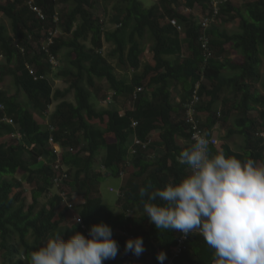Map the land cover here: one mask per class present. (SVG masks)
Masks as SVG:
<instances>
[{"label": "trees", "instance_id": "trees-1", "mask_svg": "<svg viewBox=\"0 0 264 264\" xmlns=\"http://www.w3.org/2000/svg\"><path fill=\"white\" fill-rule=\"evenodd\" d=\"M33 1L44 12V20L36 17L28 0H0V13L10 22L8 29L0 21V57L9 65L16 89L10 96L0 90L4 105L0 134L16 129L21 134L17 143L0 142V264H18L14 258L21 246L27 259L34 256L41 264H165L176 244L178 205L193 185L194 148L184 115L173 118V88L182 85L185 103L197 81H201L197 118L207 136L217 122H228L236 113L226 137L244 136L247 151L237 153L222 143L209 147V154L221 159L202 171L206 196L195 200L187 221L188 249L175 264L216 260L217 264H257L240 261L237 255L248 248L241 233L249 223L259 225L264 239V215L252 214L244 220L255 209L248 194L264 202V136L260 135L264 134V95L256 91L264 58V0H237L240 5L227 0L220 6L217 19L227 24L237 21L238 28L229 32L221 25L210 27L213 57L207 62L198 42L199 22L177 9L178 4L184 9H194L195 4L205 8L207 0H159L148 7L141 0H116L121 5L112 17L105 8L113 29H107L105 17L93 14L97 0ZM58 26L67 36L54 35L43 50L48 31ZM146 36L153 41V62L143 64L141 42ZM104 43L112 46L107 54ZM62 48L70 52L55 76L68 86L54 90L48 79L52 66L48 55L58 61ZM233 51L242 56L240 62L227 58ZM30 67L43 78L34 79ZM4 73L0 72V79ZM103 80L112 91L108 102L114 103L98 108L92 99L107 97L100 85ZM138 88L142 90L137 92ZM71 91L74 101L65 99ZM21 92L33 110L19 99ZM226 92L234 97L229 100L222 95ZM236 95L239 100L234 102ZM128 99L131 107H126ZM55 100L58 103L46 123L45 111ZM4 116L13 119L14 127L2 120ZM51 136L61 146L60 162L68 174L59 189L65 193L67 187L76 189L83 198L77 210L64 206L54 188L56 155L48 145ZM134 136L151 141L132 155ZM100 153H104L101 166L95 169ZM17 172H22L21 178ZM105 176L122 178L117 210L101 199L100 182ZM24 183L34 185L29 205ZM51 188L55 192L37 208L39 198ZM66 194L68 200L75 197ZM221 208L237 219L218 218ZM82 225L93 232L94 241L83 239ZM65 246H73L75 252L64 253Z\"/></svg>", "mask_w": 264, "mask_h": 264}, {"label": "rangeland", "instance_id": "rangeland-1", "mask_svg": "<svg viewBox=\"0 0 264 264\" xmlns=\"http://www.w3.org/2000/svg\"><path fill=\"white\" fill-rule=\"evenodd\" d=\"M158 1L159 0H141V2L147 7L158 2ZM167 1L169 3H175L176 0H167ZM179 2H180V0H179ZM233 2L235 4L240 5V3L237 0H234ZM94 4H95V6L92 9L93 14L100 16V17H105V20L107 19V22H108L106 24L107 29H113L115 27L114 23L111 22L108 19V17L105 16L106 15L105 11L107 10L110 17H112L116 12V9H114V8L116 6L121 5V4H119V2L116 0H112L107 4L103 3L102 0H97ZM195 5H196V7L194 9H192L193 13H188V11L186 9H184L183 5H181V4H178L177 9L181 10L185 15L192 14L198 21V16L203 14V12H204L203 9H206L207 3H206L205 8H201L200 4H195ZM61 6L62 5H58V7H57L59 12L61 11L60 10ZM105 8H106V10H105ZM0 21H2L7 26L8 29H10L9 20L5 17H2L1 13H0ZM215 24L221 25L222 28H225L229 32L236 31L238 28L237 21H233L230 24H227L224 22L222 23V21H220L219 19H216ZM55 29L51 30L54 33V35L67 36L64 33V31L60 28V26L56 27ZM42 35H44V32L42 33ZM181 35H183V33ZM86 43L89 44V42H86ZM152 44H153V41L151 40V38H149L147 36L141 42V46L143 49V53L141 55V61L143 64L146 62H153L152 61V55L150 52V47ZM37 45L38 44H34V46H33L34 49H37ZM111 47L112 46L110 43H104L103 54H107L108 50ZM183 49L184 50L186 49V44L184 42H183ZM69 52H70V50L68 48H62L59 52L58 61H55L56 65H54V67L51 66V68L49 70L48 79L50 80L54 90H56V89L64 90L68 86L62 78H58L55 75H56V72L58 71V69L65 64V60L68 57L67 55ZM226 56H229L227 58H229L230 60L235 61L237 63L242 60V56L237 51L229 52V54H227ZM108 59H110V58H108ZM110 61L113 64L115 63L114 59H110ZM8 67H9V65L6 63L5 58L0 57V72L1 71L5 72L4 75L0 79V90L5 92L7 95L10 96V95H13L16 93V89H15V86L13 83L12 74L9 71ZM261 72H262L261 80L259 81L258 84H256V91L260 95H264V58H263V63H262V67H261ZM100 85H101L103 91L107 93V97L103 100H98V101H97V99H94V97H93L92 101L95 103L96 107H98V108H100L102 106L106 107L107 104L114 103L112 101V99L110 102H108L109 100L107 98L112 96V91L109 89L107 82L103 80L100 82ZM207 85L210 86L209 84H207ZM176 90H177V86L173 88L174 92ZM222 95L227 97L229 100L234 97L230 92L222 93ZM18 97L21 101L27 103L29 108L31 110H33L31 102H29V100L27 99V97L24 95L23 92L19 93ZM173 98H174V96L172 97V99ZM65 99H67L69 101H74L73 91H71L69 94H67ZM238 100H239V95L238 96L236 95L234 102H236ZM57 103H58V100H55L48 106L47 111H45V117H44L45 122L48 123L49 117L52 114L53 110L55 109V106L57 105ZM128 106L129 107L132 106V99H130V100L128 99V103H127L126 107H128ZM218 107H221V106L218 104ZM217 113H218V111H217ZM252 115H255V113H252ZM235 116H237V114L232 113V115L229 117L228 122H226L228 124V126H231L233 124ZM92 122H94V124H98V121H92ZM220 122L222 123L223 121L221 120ZM13 131H14V129H13ZM16 131H18V130L16 129L12 134L1 133L0 134V142L1 143L4 142L7 145H9L10 143H17L19 141V138H21V136L18 137V135L15 133ZM14 133H15V135H14ZM217 136L219 138V135H217ZM219 140H220V138H219ZM243 146H244L243 144L238 142V144H235L234 147H235V149L240 150L243 148ZM103 154L104 153H100L97 156L95 164H94L95 169H98L100 167V162H101ZM25 156L27 157V154ZM128 170L130 171V169H127V171ZM21 174H22V172H17V177L21 178V176H22ZM118 185H119V178L118 177L105 176V177H103V179L100 182L101 199H102L103 203H105L106 205L110 206L113 209H114V206L116 205L115 201L117 200V197H118V194H117ZM24 186H25V188H24L23 195L25 198V203H26V205H29L32 202V196L31 195H32V189H33L34 185H32V184L29 185L27 183H24ZM110 187H112L115 191H109ZM66 191L72 193V195H75V197H73V198L71 197L69 199V201L72 202V204L74 205V209L77 210L79 207V204L83 201L82 196L76 191V189H71V188L67 187ZM53 192H55V189L51 188V190L47 194L41 196V198H39V203H38L37 208H40L45 203H47L48 199L52 196ZM59 209H60L59 211H61L62 207H60ZM157 221L158 222L160 221V223H161V220L159 218H157ZM247 230H249L248 233L244 231L241 234L248 241V248L247 249L249 250V252H251V254L249 256H244L243 252L241 251L239 253V255H237V259L240 261L253 260V261H256L257 264H264V239H262V237L259 233L260 227L257 223H253V224L249 223ZM15 241H16V243L19 242L17 238H15ZM28 241H31V240L28 239ZM19 249H20L19 254L16 255L14 258L15 261L18 262V264H41V262L37 258H35L34 256H32L31 259H27V257L25 256L24 248L22 246ZM63 252L66 254L74 253L75 249L73 246H65L63 248ZM131 258L133 259V257H131ZM137 264H144V263L138 262ZM214 264H217V262H215Z\"/></svg>", "mask_w": 264, "mask_h": 264}, {"label": "built area", "instance_id": "built-area-1", "mask_svg": "<svg viewBox=\"0 0 264 264\" xmlns=\"http://www.w3.org/2000/svg\"><path fill=\"white\" fill-rule=\"evenodd\" d=\"M226 1L227 0H207L206 9H203L204 10L203 14L198 16V22L200 24L202 31L200 36L198 37V42L200 48L203 51L204 62H207V60L213 57L208 30L213 24H215L216 19L219 15L220 6ZM28 4L31 10L35 12L37 18L42 20L45 19L44 12L34 4L33 0H28ZM186 10L188 11V13H193L192 9H186ZM58 18H59V14L55 13L54 21L57 22ZM173 24H175L174 20H173ZM177 29L181 30V26L177 25ZM48 32H49L48 33L49 36L47 37L46 41H44L42 44V49L45 51H47V47L52 42V37L54 36V33L51 30H49ZM48 61L53 67L54 65H56L55 58L50 54L48 55ZM29 73L33 76L34 79L43 78L42 75L39 77L33 68H29ZM200 85H201V81H197L194 84L190 97L186 100V102L183 105L184 120L188 125V129L190 132V141L194 148L193 164L191 167L192 175H193L192 176L193 185L191 191L184 196L182 202L178 205V209H177L178 232H177L176 244L171 249V254L169 255L165 264H175V260L184 251L188 249L187 243L190 236V228L187 222L188 217L193 210L195 200L203 199L206 196L204 182L202 180V171L208 162V155H209L208 149L211 146H217L219 144V140L215 135L207 136L205 129L200 126L199 120L197 118V105L200 103V97L198 95ZM141 90H142L141 88H138L137 92H140ZM107 99H110V97H108ZM3 109H4V105L0 102V110ZM2 120L13 127L15 125L12 118L4 116ZM136 124L137 122L133 121L132 127H135ZM48 126L50 130H53L52 125L49 124ZM15 133L18 135V137L21 136L19 131H16ZM260 135L264 136L263 133H261ZM150 141H151L150 139H148L147 141H143L137 138L136 136H134L133 142L129 147L130 154L132 155L135 154L139 146H141L142 148H147ZM48 145L51 146L54 154L56 155V160L52 164V167L56 172L53 181L54 188L57 189V193L62 197V204L64 206H68L69 208L74 209V205L72 204V202L68 200L67 194L59 189L62 183L65 180L67 181L68 179V174L66 173L65 168L61 165L60 162V154L62 152L61 146L54 141L52 136L49 137L48 139ZM69 150L75 151L73 148H69ZM39 158L40 160L44 159L43 157H39ZM122 174L123 171L120 172L119 176L122 177ZM61 187H63V185ZM247 197L255 204L254 214L264 215V202L259 200L258 197L253 193L248 194ZM82 228L85 230L83 239L89 242L94 241L93 232L89 230L85 225H82Z\"/></svg>", "mask_w": 264, "mask_h": 264}, {"label": "crops", "instance_id": "crops-1", "mask_svg": "<svg viewBox=\"0 0 264 264\" xmlns=\"http://www.w3.org/2000/svg\"><path fill=\"white\" fill-rule=\"evenodd\" d=\"M181 86H182L181 84L177 85V90L175 92L173 91L174 98L172 99V102H173V104L175 106V109H176L174 114H173V118L176 117V119H179L178 115H182V116L184 115V111L182 109L181 104L184 103L183 99L186 97V94L184 93V90H182ZM229 128H232V127L228 126V124L226 122H224V123L223 122L222 123L221 122H217L215 124V126L213 127L211 135H215L217 138H218L217 135H219L220 140L218 138V140H219V144L218 145H220L221 143L222 144H226L231 151H234V152H237V153H243V152L247 151V147H246V143L247 142H246V138L244 136H242V135H240L238 133H235V134H232L229 137H226V134L228 133ZM157 134H158V131H156L155 133H152L153 137H155ZM178 142L181 143V145L183 143L186 144L185 142H183V140H178ZM238 142H240L241 144L244 145L243 148L240 149V150L239 149H235V147H234L235 144H238ZM220 159H221L220 156H215L213 153H211V154L208 155V162H207L208 165H206V166H209V164H211V163L217 164ZM246 165H247V163L244 166H246ZM100 166H101V163H100ZM122 185H123L122 178H119V185L117 187L118 188L117 189V194L120 193V188L122 187ZM209 185H211V184H209ZM100 191H101V189H100ZM109 191H115V190L112 187H110ZM115 204L116 205L114 206V208H115V210H117L118 209V205H117L116 201H115ZM252 214H254V211H252L251 213H248L247 215H245L244 216V220H249V218L252 216ZM216 215L218 216V218H223V217L224 218H228L229 217V219H231V220L237 219V217L233 213H229V214L225 213L223 208H221L218 211V213H216ZM241 221H243V220H241ZM161 223H162V221H161ZM245 232L248 233L249 230H245ZM237 236H236L235 239H237ZM241 251L243 252L244 256H249L251 254V252H249L248 249L245 250V251L241 249V250H239L238 255H239V253ZM215 262H218V261L216 260Z\"/></svg>", "mask_w": 264, "mask_h": 264}, {"label": "clouds", "instance_id": "clouds-1", "mask_svg": "<svg viewBox=\"0 0 264 264\" xmlns=\"http://www.w3.org/2000/svg\"><path fill=\"white\" fill-rule=\"evenodd\" d=\"M187 9H189V8H187ZM190 15V14H189ZM178 25V24H177ZM177 25H176V27H177ZM181 26V25H180ZM178 30V29H177ZM179 32H181V31H183V29H182V26H181V30H178ZM184 198V197H183ZM183 200V199H182ZM176 261V260H175Z\"/></svg>", "mask_w": 264, "mask_h": 264}]
</instances>
